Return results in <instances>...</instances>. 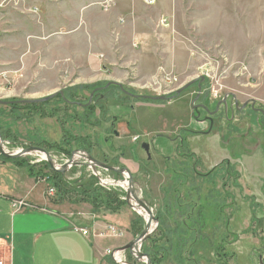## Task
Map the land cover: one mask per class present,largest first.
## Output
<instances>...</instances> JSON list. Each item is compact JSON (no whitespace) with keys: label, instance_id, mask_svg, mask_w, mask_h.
<instances>
[{"label":"rangeland","instance_id":"rangeland-1","mask_svg":"<svg viewBox=\"0 0 264 264\" xmlns=\"http://www.w3.org/2000/svg\"><path fill=\"white\" fill-rule=\"evenodd\" d=\"M207 1L209 17L212 20L215 16L214 12L218 9L216 4L222 0ZM224 1L226 12L223 38L208 39L210 46L218 47L220 50L201 49L203 53L198 55L201 67L197 69V75L204 77L201 83L204 82L206 89L204 87L199 98L193 101L197 94L196 90H198L197 78L182 93L196 92L195 95L193 94L194 98L192 96L191 104L194 102L198 105L203 99L202 96L207 95V92L211 100V90H218L219 97L212 102L211 107L215 106L222 96L232 93L239 106L245 101L254 100V106L260 107L264 112V0ZM20 2L22 5H34L28 0ZM49 5L54 4L50 2ZM60 15H63L62 11L59 12ZM52 26L55 27V32H61V28H56L59 26ZM191 44L197 48L195 43L191 42ZM13 78L14 76L4 80L5 88L13 87ZM107 82H95L92 83L95 87L79 91L75 101H71L74 102L72 107H66L57 99L52 100L45 106V109L47 112L50 110L57 112L56 116L24 115V112L19 110L18 117L16 115H12L11 118L5 117L2 120L8 127V130L7 127L5 128V132L14 142L9 138L4 139L3 148L12 152L28 146H39L49 153L53 162L60 165L74 151L81 150L78 141L86 137L87 141L84 142L91 145L90 155L95 159L116 168H127L126 164L137 165L138 174L129 171L136 195L151 209L153 221L150 229L152 225H156L155 230L150 234L154 240L153 247L167 246L163 244L165 243L163 236L168 234L170 237L169 247H166L167 257L157 255L162 260L160 264H261L260 255L263 252L264 233V116L261 112L251 110L247 105L241 112H234L232 117L230 110L225 115L222 112L223 109L219 107L218 112L209 118L208 113L199 111V108L197 112H194L195 119L198 121L203 117L205 124L196 126L194 122L190 129L207 132L208 135L194 138L191 134L195 132L190 134L183 130L189 129L187 126L189 118L183 116L184 106L181 99L174 100L170 104L160 101L164 102V107L160 109H145L142 114L143 119L139 120L138 124L135 114L128 115L127 113L135 99L121 89L134 94L168 95L172 91L167 92L166 90L181 86L179 80L161 89H158L154 82L152 85L144 86L145 89H133L120 83L121 88L116 84L101 88ZM76 85L82 84H76L74 77L62 80L58 86L49 90H44L45 88L38 85L32 88L30 84L25 91L19 90L17 93H11L16 96L0 99L15 101L39 99L57 90L64 91ZM98 88L103 89L101 98L96 95L103 108H95L93 117L86 121L87 118L83 114L84 106L95 102V96L90 102L89 97ZM123 94L129 98L126 99ZM227 99V105L230 108L232 98L227 97ZM139 111L138 109L137 114ZM150 115H154L152 119L154 124L168 127L164 129L165 134L161 133L163 136L172 139L179 134L180 137L176 136L178 137L177 143L181 144L180 139L183 140L181 156L176 157L175 162L169 159L170 161L166 163L164 156L158 152V148H155L154 141L151 142L157 135L158 125L148 121ZM126 122L132 131L130 138L125 137L123 133ZM170 130H174V133ZM133 137L137 139L133 140ZM185 139H189V143H184ZM143 142L150 143L151 146L149 162L140 146ZM62 143L63 148H72L69 156L63 154L60 149L62 147L58 148ZM191 149L199 153V156L189 158L184 152L189 153ZM19 158L26 159L32 165L33 176L38 174L36 181L39 182L37 183L34 179L37 187L29 192L30 195L45 197L50 202H64L66 205L82 204V211L90 209L91 213L94 212L88 198L84 201L80 200L79 195L74 194L72 188L63 194L57 192L54 185L44 181L42 175L49 174L48 172L53 168H50L49 164L43 160L40 153L30 152ZM182 160L188 161L186 166H183ZM201 160L204 162L202 167L198 163ZM1 164L2 188L0 193L5 195L11 191L12 187L16 188V185L18 193L21 191L25 193L27 181L35 177L27 175L24 166H17L14 163L1 162ZM230 165L233 169L228 167ZM97 169L103 171L99 174L96 184L117 189L123 193L124 199L126 186L123 187L124 183L119 182L127 181L125 175L102 168ZM92 175L94 173L91 167L80 164L63 172L62 177L70 182L69 187H73L78 184L87 186L93 181ZM183 178H187L186 183L181 180ZM102 180H113L118 185H105L101 183ZM236 182L241 187L235 185ZM50 187H53L51 195L49 194ZM3 195L1 197H4ZM0 202L2 207H6L5 201L0 200ZM99 208L97 213L109 212L116 215L110 221L123 231L122 236L116 238L126 236L130 242L145 227L144 219L147 214L141 209L133 210L126 201L114 212L104 210L103 206ZM159 214L165 222L160 231H158V222L155 219ZM180 226L182 229L179 228ZM187 228H190L189 231ZM192 228L200 229L201 236L190 240L189 233ZM178 243L181 250L180 257L176 258L174 248ZM144 244L146 245L147 242ZM118 249L117 246L109 249L116 251L114 257L105 252L99 257L98 264H145L144 261H137L128 249L117 252Z\"/></svg>","mask_w":264,"mask_h":264},{"label":"crops","instance_id":"crops-1","mask_svg":"<svg viewBox=\"0 0 264 264\" xmlns=\"http://www.w3.org/2000/svg\"><path fill=\"white\" fill-rule=\"evenodd\" d=\"M20 1L23 0H0V70L7 69L9 77L14 76L13 89L5 88L7 79L0 78V98L16 96L11 93L25 91L30 84L32 88L38 85L49 90L71 77L76 84L113 81L145 89L162 72H167L174 74L182 85L198 76L201 49L220 50L210 46L208 39L223 38L225 31L224 0L217 2L212 20L207 0H154L151 4L144 0H115L109 11L101 9V0H28L34 5H22ZM60 11L63 15L59 16ZM52 25L59 26L56 28H61V32H55ZM196 92L164 101L170 104L181 99L183 116L189 118V129H182L190 134L195 132L191 134L194 138L208 135L190 129L194 122L196 126L205 124L203 117L195 119L191 107ZM202 98L199 103L206 104L208 100L203 102ZM164 102L135 99L127 113L135 114L139 124L145 109L163 108ZM153 118L154 115L148 118L151 124ZM154 125H158L157 135L151 142L166 163L181 156L184 145L182 139L181 144L177 143L179 134L172 139L165 137L161 133L168 127ZM124 127V136L130 138L132 131L127 122ZM189 141L185 139L184 143ZM184 153L189 158L199 154L193 149ZM146 158L149 162L151 156ZM1 162L20 166L16 161L0 159V167ZM182 162L186 166L188 161ZM198 163L204 165L202 160ZM126 166L134 174L139 173L136 164ZM34 179L27 181L25 193H18L17 185L5 195L0 193V200L7 203L6 207L0 205V258L9 264H98L107 249L129 242L126 236L97 235L108 224H115L110 221L115 214L82 211V204L66 205L30 195L37 187ZM185 179L181 180L186 183ZM17 200H24L27 206L17 208ZM260 261L264 264V233Z\"/></svg>","mask_w":264,"mask_h":264},{"label":"trees","instance_id":"trees-1","mask_svg":"<svg viewBox=\"0 0 264 264\" xmlns=\"http://www.w3.org/2000/svg\"><path fill=\"white\" fill-rule=\"evenodd\" d=\"M93 85L94 84H82V85L72 86V87L64 90L63 95L56 94L52 99L45 101V102H41V103H20V104L19 103H12V104H9L7 106H0V135H1V137L3 138V140L8 139L10 137L5 132V128L7 127V124L5 122L4 123L2 122V120L5 119V117L11 118L12 115L17 116L19 113L18 112L19 110H22V112H24V115L30 114L31 116L38 115V116H42V117L56 116L58 114L57 112H51V110L47 112L45 109V106H47L52 100L57 99V100L61 101L66 107H72V104H74V103H71V101H75V97L77 96V93L81 90H89L92 87H95ZM95 85H97V84H95ZM113 87H114V85H113ZM201 87L202 88L205 87L204 82L201 83ZM131 91L134 92L133 90H131ZM172 94H174V92H172L168 95H172ZM123 95L126 99L129 98V96H127L125 94H123ZM97 97H99V96H97ZM97 97L95 99V102H93V104H89L87 106H84V113L83 114L87 118L86 121H89V119H91L93 117L95 108H97V107L103 108V106H101L100 99ZM143 101L151 102L150 100H143ZM156 102H159V101H156ZM7 130H8V127H7ZM9 139L14 142L13 139H11V138H9ZM12 141H10V142H12ZM84 141H87L86 137L79 139V141H78L79 148L86 151L87 153L91 154V152H90L91 145H89L88 142L85 143ZM36 144H38V143H36ZM66 144H68V143H66ZM63 146L64 145L62 143V145H59L58 148L62 147L60 149L63 151V154H65V156H69L72 148L66 149V148H63ZM0 159L16 161L20 166H24L26 168L29 176L34 175V173L32 172L33 167L31 164H29L27 162L26 159H23V158H7L3 155H0ZM47 166H48V164H47ZM228 167L233 169V166H231V165ZM48 173L49 174L42 175V177H43V179H45L46 182L54 185L57 192H61L64 194V193L68 192V189L72 188V191L74 192V194L79 195L80 200L84 201L85 199L88 198V201L93 206L92 208L94 209L93 210L94 212L98 211V209H100L99 208L100 206H103V209L106 211L108 210L110 212H114V211H116V209L118 207H120L122 204L125 203V201L123 199L124 195L122 192L118 191L117 189H112V187L108 188V187H103L101 185L96 184L97 183V177L94 175L91 176L93 181L90 180L91 182L87 186H85L84 184H78V185L73 186L76 188H73V187H69L70 182L63 179V177H62L63 172L56 171V170L52 169ZM37 176H38V174L33 176V177H35V180H36ZM237 176H236V178H237ZM235 185H237L238 187H241L237 182L235 183ZM80 194H82V196H80ZM155 219L158 222V227H157L158 231L162 230V228L165 225L163 217L159 214L156 216ZM181 227L182 226H180L179 228L182 229ZM131 228H132V226H131ZM189 229L190 228H187L188 231H189ZM184 235H186V234H184ZM200 236H201L200 229H198V228L197 229L192 228V231H190V233H189L190 240H192V238L196 239ZM163 238L165 240V243H163V244H165L167 246H159L157 248H154L153 247L154 246V240H153L152 236H149L147 238V240L144 242V243L147 242L146 245L144 243L142 245V251L149 256L151 264H160L161 263L162 260H161V258H158L157 255L161 254L160 257L164 256V258H166L168 255L166 250L168 251L167 248L169 247L168 244H169L170 237L168 234H165L163 236ZM179 243L174 248L175 249L174 250V257H176V258L180 257L181 246ZM163 244H161V245H163ZM179 260H181V259H179ZM260 262H261V264H263L262 261H260Z\"/></svg>","mask_w":264,"mask_h":264},{"label":"water","instance_id":"water-1","mask_svg":"<svg viewBox=\"0 0 264 264\" xmlns=\"http://www.w3.org/2000/svg\"><path fill=\"white\" fill-rule=\"evenodd\" d=\"M197 78H198V80H197L198 81V83H197L198 92H197V94L193 100V101H195L199 97V94L201 92V81H203V79H204L203 76H198V77L186 82L185 84L181 85L180 87H178L175 90V94H172L170 96H168V95L152 96V95H145V94H134V93H131L127 90H124L123 88H121V85L119 83L113 82V81L107 82L101 88H107L110 84H116L122 89V91L125 94L130 95L134 98L148 99V100H152V101H165V100H169V99L174 98L175 96L179 95L185 88H187L189 85H191L193 82H195ZM101 88H98V89H101ZM92 93L90 94L89 102L91 100ZM56 94L62 95L63 91L57 90V91L52 92V93H50V94H48L42 98H39V99H24V100H16V101L15 100H1L0 99V105H9L12 103H41V102H45V101L52 99ZM225 98H226V96L224 97V100L217 102L215 111L218 109L220 104H223L226 102ZM253 102H254V100H253ZM71 103H74V102H71ZM191 106H192L193 113L197 112L198 108H202L205 111L208 110L204 104L195 105L194 102H192ZM260 112L264 116L263 110H260ZM194 116H196V115H194ZM210 125H211V123H210ZM3 142H4V140L1 138V135H0V154L1 155L5 156L7 158H19L21 156H24V155L30 153V152H37V153H40L41 155H43L42 156L43 160H45L49 164L50 168H53L56 171L65 172L66 170H68L70 167H72L74 165L84 164V165L91 167L93 173L95 174V176L97 177L98 180H99V174L97 173V171H99V170L97 168H102L105 170L115 171V172H119V173L124 174L126 177V180H127V188H125V197H124L126 203L129 206H131L133 208V210L141 209L142 211H144L148 215V218L144 219L145 227L143 228V230L133 240H131L130 242H128L124 246L119 247V249L117 251L128 249L130 254L134 258H136L137 261H143V259H144L145 264H151L149 256L146 253L141 251V245L148 238V236H150V234L155 230L156 225H154V227L152 229H150V225L152 224V221H153V216L151 215V209L148 207V205L143 200H141L140 197H138L136 195L135 190L133 188V181H132V178L130 175V171L127 168H116L114 166H110V165L106 164L105 162H101V161L95 159L94 157H92L90 154H88L86 151H84L82 149L74 151L64 163L58 165L55 162H53L49 153L45 149H43L39 146H28L26 148H21V149H18L16 151L10 152V151H7L3 148V144H2ZM141 148L146 152V155L149 158L150 157L149 144L146 142H143L141 144ZM78 158L79 159L83 158L84 160H79ZM109 184H117V183L112 180ZM135 250H137L136 256L134 255Z\"/></svg>","mask_w":264,"mask_h":264},{"label":"built area","instance_id":"built-area-1","mask_svg":"<svg viewBox=\"0 0 264 264\" xmlns=\"http://www.w3.org/2000/svg\"><path fill=\"white\" fill-rule=\"evenodd\" d=\"M144 2H146L147 4H151L154 2V0H144ZM113 3H114V0H101L99 2V5L103 11H109L110 8L113 6ZM163 22H164V19H163ZM9 73H10V71L7 69L0 70V78L1 79L5 78L8 80L7 77H9V75H8ZM177 81H178V78L175 75H173L171 73H167V72H162L160 74V76L157 79H155V81H153V82L158 86V89H161L162 87L165 88V87L171 86V85L175 84ZM174 89L171 88V89L166 90V91L170 92V91H173ZM210 96H211L212 100L217 99L219 97L218 96V90H211ZM136 139H137V137L133 138V140H136ZM99 173H100V171H98V174ZM111 181L102 180L101 183L105 184V185H110L109 183ZM52 192H53V188L50 187L49 188V194L51 195ZM15 204H16L17 208H22V207L27 206V203L24 200H17V201H15ZM80 231H82L83 233L87 232L84 229H81ZM122 234H123V231L121 228L115 226L114 224H108L107 226H105L103 231H99L97 235L98 236H104V237L105 236L106 237H121ZM106 252L108 254H111L114 257V254L116 251L107 249ZM117 252H119V251H117ZM0 264H9V262L4 258H0Z\"/></svg>","mask_w":264,"mask_h":264},{"label":"flooded vegetation","instance_id":"flooded-vegetation-1","mask_svg":"<svg viewBox=\"0 0 264 264\" xmlns=\"http://www.w3.org/2000/svg\"><path fill=\"white\" fill-rule=\"evenodd\" d=\"M178 87H180V86H178ZM178 87H176L172 92H174V94H175V90L178 88ZM189 87V86H188ZM187 87V88H188ZM186 89V88H185ZM184 89V90H185ZM205 89H206V87H205ZM102 90L103 89H95L94 91H93V93H92V96H91V101L93 100V97L94 96H96V95H101V96H99L100 98L102 97ZM204 89L201 87V92H200V94L202 93V91H203ZM172 92H170V93H172ZM183 92V91H182ZM181 92V93H182ZM197 92H198V90H197ZM200 94H199V96H200ZM180 95V94H179ZM179 95H177V96H179ZM177 96H175V97H177ZM226 96V98H225V103H223V104H220L219 105V107H221L223 110H222V112L226 115L227 113H228V111L230 110V114H231V116L233 117V114H234V112H241L242 110H244L246 107H247V105H249V108L251 109V110H255V111H259L260 112V110H261V108L260 107H255L254 106V103L255 102H253V100L251 101V100H248V101H245L241 106H239L238 105V101H237V99H236V97H235V95L234 94H225L224 96H222V98L221 99H219L217 102H219V101H222V100H224V97ZM204 99L206 100H208V102L206 103V104H204V103H199V104H204L206 107H207V111H205V110H203L202 108H200V110H199V108H198V110L199 111H204V113L206 114V113H208L207 115H208V117L209 118H211L213 115H215L217 112H218V110L220 109L219 107H218V109L215 111V108H216V105L215 106H212L211 107V104H212V102H210L209 101V99H210V97H209V95H208V92H207V95L205 94L204 96ZM227 97H231L232 98V103H231V106H230V108H229V105H227ZM134 98V97H133ZM134 99H141V98H134ZM172 99V98H171ZM198 99V98H197ZM142 100H148V99H142ZM212 100V99H211ZM150 101H152V100H150ZM167 101V100H166ZM149 102V101H148ZM155 103H156V101H154ZM160 102V101H159ZM216 102V103H217ZM192 105V104H191ZM192 107V106H191ZM207 115H205V116H207ZM212 115V116H211ZM210 120V119H209Z\"/></svg>","mask_w":264,"mask_h":264},{"label":"bare ground","instance_id":"bare-ground-1","mask_svg":"<svg viewBox=\"0 0 264 264\" xmlns=\"http://www.w3.org/2000/svg\"><path fill=\"white\" fill-rule=\"evenodd\" d=\"M42 156H43V155H42ZM102 171H103V170H101L100 173H101ZM97 173H98V171H97ZM100 173H99V174H100ZM119 183H124V184H125V183H127V181H122V182H119ZM124 184H123V187L126 186L125 188H127V184H126V185H124ZM140 211H141V210H140ZM143 214H144V213H143ZM147 218H148V215L146 216L145 219H147ZM152 226L154 227V225H152ZM153 227H152V228H153ZM152 228H151V229H152ZM134 254H135V253H134ZM135 255H136V254H135ZM143 261H144V259H143ZM126 264H127V263H126Z\"/></svg>","mask_w":264,"mask_h":264}]
</instances>
